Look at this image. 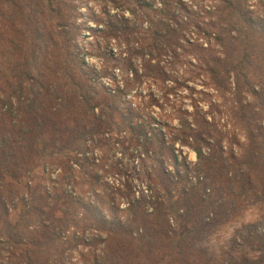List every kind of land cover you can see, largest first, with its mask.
Wrapping results in <instances>:
<instances>
[{"label": "trees", "instance_id": "trees-1", "mask_svg": "<svg viewBox=\"0 0 264 264\" xmlns=\"http://www.w3.org/2000/svg\"><path fill=\"white\" fill-rule=\"evenodd\" d=\"M248 2L217 0L214 6L199 7L183 0H107L108 17L98 31L125 55L122 61L126 85L117 81L112 87L101 84L102 75L84 63L78 52L72 0H0V110L14 120L20 115L43 112L47 122L64 120L62 132L69 134L61 143L38 146L35 132H31L26 144L15 145L10 143V133L16 128L12 122L10 131L0 136V264H72L68 253L79 245L91 250L88 257L79 255L81 264L210 262L203 251H197L201 258L198 261L185 253L195 237L170 236L169 222L179 210L171 196L154 202L152 196L128 199L133 193L129 189L123 193L128 199L126 219L110 220L91 199L84 201L60 187L53 194L39 182L32 187L30 175L21 185L16 173L23 176L33 172L42 157L69 154L75 147L84 149L88 135L114 130L116 125L119 136L130 133L123 137L125 142L145 151L143 166L153 160L165 164L162 156L167 158V166L176 168V174L177 168L190 169L185 160H179L177 154L181 153L175 149L176 142L188 145L190 138L194 145L188 146L198 158L197 171H209L219 162L217 170L211 167L213 177L219 175L218 181L237 196L244 195L247 188L260 186L264 181V6L254 12ZM185 63L188 66L181 72L196 69L203 89L189 86L193 79L173 78ZM147 83H152L159 95L153 87L143 97L151 96L158 107L163 108L165 103L171 109L170 120L141 116L135 122L130 106L123 107L128 97L141 98L144 89L138 88ZM180 87L202 96L191 103V111L185 108L189 105L173 101V97L180 96ZM204 88L214 91L216 97L227 94L235 98L237 106H233L236 110L232 115L249 142L240 157L223 156V135L213 121L207 120L200 105L209 96ZM247 95L252 97L251 102L245 99ZM209 106L216 108L211 101ZM119 112L120 122L115 117ZM173 120L177 121V134L168 142L154 125L164 128ZM40 127L33 125L38 130ZM211 142V154H204L203 147H209ZM25 159L34 161L20 164ZM167 166L162 172L170 182ZM200 173L198 176L206 180ZM5 177L11 181H5ZM181 191L188 192L185 188ZM147 204H155V211L148 212ZM203 204L199 212H187L191 226L200 224L203 229L209 224L203 219L208 218V208L214 204L211 201L207 208ZM187 205L193 206L194 201ZM245 227L248 231L240 234L243 243L234 241L233 245L247 246L254 256L240 258L230 249L222 264H264V228L258 222ZM72 228H79L81 233L66 238ZM155 251L162 252L160 258Z\"/></svg>", "mask_w": 264, "mask_h": 264}, {"label": "rangeland", "instance_id": "rangeland-1", "mask_svg": "<svg viewBox=\"0 0 264 264\" xmlns=\"http://www.w3.org/2000/svg\"><path fill=\"white\" fill-rule=\"evenodd\" d=\"M72 1L76 8L77 30L75 42L84 63L97 69V72L100 73L98 76L102 75L100 78L102 85L113 87L117 81L126 85L123 77L125 66L122 61L125 55L122 53V49L116 46L114 42L109 44L107 40H104L103 33L98 31L102 27V21L104 22L108 17L105 13V7L107 10L109 3H107V0ZM183 1L188 4L193 1L199 7L217 4V0ZM248 5L251 11L257 12L259 7L264 6V0H249ZM113 12L115 11H110V13ZM187 66L185 63L173 78L177 76L181 80L193 79V82L188 83L189 86L195 87L196 90L203 89L202 77L198 75L196 69L189 67L187 69H191L190 71L181 72ZM153 87L152 83L142 85L138 88V91L144 89L141 92L142 97H128L129 102L123 105L125 108L130 106L129 108L132 110L131 113L135 122L141 116H150L161 121L170 120V116H172L170 113L171 109L166 107L165 103H162L163 108L158 107L151 96L143 97L146 93H150ZM204 89L209 93V96L205 97L204 101H200V105L206 113L207 120L213 121L218 132L223 135L221 142L223 156L228 158L240 157L247 150L249 142L244 137L239 122L232 115V112L236 110L233 106H237L235 98H229L227 94L225 97H216L214 91L208 88ZM178 93L180 96H171V99L173 97V101L177 105H189L185 106V108L190 111L192 110L190 107L191 103L194 100L197 102L202 97L200 93L198 94L196 91L193 92L182 87L178 89ZM155 94L159 95L156 88ZM2 95L0 93V98L3 97ZM248 96L245 99L251 102L252 97ZM209 101L216 104V108L210 107ZM159 103H161V99ZM120 115L121 112L116 114V121L120 119ZM188 118L191 119V117ZM12 122L16 128L10 133V143L15 145L26 144L25 141L30 137L31 132H35L34 137H36L35 140L38 146H46L50 142L58 144L69 136L68 133L62 132L66 125L64 120H60L57 124L47 122L43 112L20 115L14 120L10 114H3L2 109L0 110V136L4 135L6 131H10ZM35 123L41 126L39 130L33 128ZM262 123H264V119H262ZM154 126L166 135L168 142L177 134L174 129L178 127L176 120H173L164 128H161L160 125ZM113 128L114 130L111 131L100 130L93 135H88L90 138L85 141L87 145L84 149L80 150L75 147L73 152L71 151L69 154L67 152L54 158H40V162L33 168V172L27 171L23 176L18 172L16 173V180L21 181V185H24L27 181V176L30 175L32 177V187H35V184L39 182L53 194L60 188H66L69 193L73 191L74 195L83 198L84 201L89 199L94 201L110 217V220L116 217H120L122 220L126 219L125 208L127 207V200L131 197L149 199L152 196V201H155L158 198H169L171 196L173 201L178 202L179 210L172 216L167 229L171 232V237L175 235L185 236L187 239L195 237L194 239L196 240L193 239L195 242H193L192 247L185 249V253L193 260L197 259L198 261L201 259L197 252L198 250L203 251L205 257L210 260V262L207 261L206 263L201 261L200 264H222L223 257L227 252H231L230 249L234 250L233 254L240 258L254 256L247 246L241 244L234 247L233 242L243 243L240 234L243 231H248V227H245L247 224L258 222L259 227L264 228V181L261 182L260 186H256L255 189L247 188L244 195H233L230 192V187H224V184L218 181L221 179L219 175L213 177L214 174L212 172L217 170L216 167L219 166V162H216L214 166L211 165L214 170L209 165L206 166L210 167L209 171L206 170L200 173L201 171L196 170L195 164L198 158L193 148L188 146L189 144L194 145L193 140L190 138L187 139L188 145H183L179 141L175 143V149L181 153L177 154L179 160H185L190 169L185 171L183 168H177L179 173L176 174V168L174 169L172 164L167 166L168 160L162 156L161 158L166 161L165 164L153 160L143 166L142 161L146 158L145 151L140 147L136 148L130 145L129 142H125L123 137H129L130 133L126 131V133H122L119 136L116 133L118 132L117 126L114 125ZM72 136H74L73 133ZM123 144L129 148L125 149ZM213 147L214 144L211 142L209 147H203V153L210 155ZM16 158L18 159L19 155ZM29 160L34 161V159H25L21 160L20 164ZM26 165H31V163ZM165 166L171 172L167 176L170 182L163 176L162 171ZM198 173L201 176L204 175L207 179L199 177ZM227 176L230 177L231 174ZM170 177H172L173 182ZM8 180L11 181L10 178L5 177V181ZM55 185L57 188L54 187ZM183 188L188 192L183 193L181 191ZM235 188L238 187L235 186ZM129 189L133 193H129L127 199L126 196H123V193H128ZM106 194L108 195L106 196ZM96 195L99 196L97 199L95 198ZM193 201L194 205L189 207L187 204L193 203ZM211 201L214 206L208 208L207 214L209 216L208 218L204 217L205 220L203 219V223L209 224H206L207 226L203 229L200 224L191 226L187 212L195 211L196 213L197 210L199 212L203 203V208H207ZM146 207L147 211L150 212L151 210L155 211L156 205L153 204L150 207L147 204ZM214 207L215 210L213 211ZM215 211L218 212L217 215L214 214ZM79 233H81L79 228H72L67 232L66 238H71L72 235ZM85 233L88 234V231ZM89 237L86 236V239ZM158 238L161 240L165 239V237ZM90 252L91 250H88L87 246L79 245L76 249L67 253L70 263L81 264L82 258L80 259L79 255L85 258L90 256ZM95 253L99 254L100 250ZM161 254V251L154 252V255L159 258Z\"/></svg>", "mask_w": 264, "mask_h": 264}]
</instances>
